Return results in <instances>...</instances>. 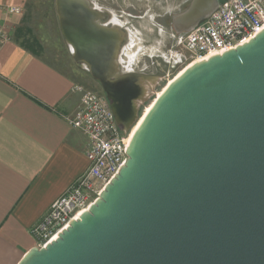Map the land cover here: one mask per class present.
I'll return each mask as SVG.
<instances>
[{
  "label": "water",
  "instance_id": "1",
  "mask_svg": "<svg viewBox=\"0 0 264 264\" xmlns=\"http://www.w3.org/2000/svg\"><path fill=\"white\" fill-rule=\"evenodd\" d=\"M222 2L193 0L175 30ZM55 10L72 61L131 132L160 79L132 69V31L93 0H55ZM126 152L100 197L18 264H264V29L176 76Z\"/></svg>",
  "mask_w": 264,
  "mask_h": 264
},
{
  "label": "crops",
  "instance_id": "2",
  "mask_svg": "<svg viewBox=\"0 0 264 264\" xmlns=\"http://www.w3.org/2000/svg\"><path fill=\"white\" fill-rule=\"evenodd\" d=\"M192 1L156 0L151 2L155 6H141L136 15L107 8L126 27L129 17L150 26L158 36L155 43L148 45L147 33L134 28L133 40L140 42L135 48L142 55L148 52L160 58L156 64L166 69L169 57H179L177 45L181 46L187 33L175 30L173 18ZM28 2L0 0V27L10 36L0 42V264H18L37 245L31 234L33 226L89 168L88 138L71 124L80 102V94L73 88L80 83L36 46L22 42ZM11 6L20 7L22 13L10 12L7 7ZM149 7L153 12L147 17L142 12Z\"/></svg>",
  "mask_w": 264,
  "mask_h": 264
},
{
  "label": "built area",
  "instance_id": "3",
  "mask_svg": "<svg viewBox=\"0 0 264 264\" xmlns=\"http://www.w3.org/2000/svg\"><path fill=\"white\" fill-rule=\"evenodd\" d=\"M7 9L17 14L23 11L14 6ZM263 29L264 0H224L206 21L183 36L181 46L193 63L237 48ZM9 39L8 32L0 27V42ZM73 90L80 94V102L71 124L88 138L89 168L54 200L31 229L40 248L47 246L100 197L128 158L126 149L131 132L119 128L105 93L83 84H76Z\"/></svg>",
  "mask_w": 264,
  "mask_h": 264
},
{
  "label": "rangeland",
  "instance_id": "4",
  "mask_svg": "<svg viewBox=\"0 0 264 264\" xmlns=\"http://www.w3.org/2000/svg\"><path fill=\"white\" fill-rule=\"evenodd\" d=\"M151 4L152 6H155V3H149L148 0H120V6L116 5L115 7L123 9L128 14L136 15L139 13V10H142L140 9L141 6L143 8L144 5L151 6ZM129 18L131 21H129L130 24L128 25V28L131 31L134 28L140 30V28L133 23V21L137 19L134 17ZM21 35L22 42L36 46V50L42 53V55L49 61L64 71L74 74L78 78L80 84H83L93 90L103 92L100 83L94 80L89 72L78 69L73 63L71 54L68 51V46L66 45L60 31L58 17L55 10V0H29L25 10V18ZM133 39L134 34L131 35L130 46L128 47V50H126V54H129L130 51H132L130 48H133L135 51V63L132 66V69L134 71L146 69L152 73H157L158 69L156 61L157 59L160 61V58L151 57V54H148V52L145 54L143 53L144 55H142L139 50H135V47H138L140 42ZM171 42V40L166 42L168 46L167 49L171 47ZM177 51L179 57H175V59L167 57L169 60L167 61L166 59L167 68L164 70L161 78L154 86V90L150 91L149 102L145 106H142L141 111H144L145 107L157 97V93L168 84L170 79H173L190 63L191 56L184 52L179 44L177 45ZM146 61H148V63L150 61V65L147 66L143 63H146Z\"/></svg>",
  "mask_w": 264,
  "mask_h": 264
},
{
  "label": "flooded vegetation",
  "instance_id": "5",
  "mask_svg": "<svg viewBox=\"0 0 264 264\" xmlns=\"http://www.w3.org/2000/svg\"><path fill=\"white\" fill-rule=\"evenodd\" d=\"M94 3L98 6V7H113V8H116L115 6H120V0H93ZM156 0H148L149 3L151 2H155ZM146 2V1H145ZM153 12V9L151 7H149V9L145 10L144 12V15H146L147 17L149 16L150 13ZM139 13H141V10H139ZM138 13V14H139ZM134 24H136V26H138L140 28L141 31L147 33V44H152V43H155L156 39L158 38L157 35H155V33L152 32L150 26H144V24L142 23L141 24V20H134L133 21ZM148 63V61H146ZM150 61H149V65H150ZM157 66V69H158V72L157 73H152L151 71H148V70H139V71H135V72H139V73H145V74H154V75H159V77L161 78V75L164 73V70H165V66L163 65H160L159 63L156 64Z\"/></svg>",
  "mask_w": 264,
  "mask_h": 264
},
{
  "label": "bare ground",
  "instance_id": "6",
  "mask_svg": "<svg viewBox=\"0 0 264 264\" xmlns=\"http://www.w3.org/2000/svg\"><path fill=\"white\" fill-rule=\"evenodd\" d=\"M207 60V59H206ZM199 62V61H195L193 63L188 64L184 69H182L176 76H178L179 74H181L186 68H188L189 66H191L192 64ZM176 76L174 78H176ZM170 79V81L168 82V84L157 94V97L145 107V110L143 111V114L140 116V119L138 120L137 124L133 127V129L131 130L130 133V138L132 137V135L134 134L135 130L138 128L139 124L141 123V121L143 120V118L146 116V114L148 113V111L152 108V106L154 105V103L156 102L157 98L163 93V91L167 88V86L174 80Z\"/></svg>",
  "mask_w": 264,
  "mask_h": 264
}]
</instances>
